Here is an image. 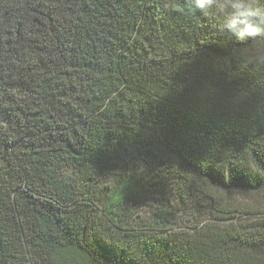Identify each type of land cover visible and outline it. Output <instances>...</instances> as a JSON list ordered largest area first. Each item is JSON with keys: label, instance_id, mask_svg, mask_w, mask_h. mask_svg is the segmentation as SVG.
<instances>
[{"label": "trees", "instance_id": "trees-1", "mask_svg": "<svg viewBox=\"0 0 264 264\" xmlns=\"http://www.w3.org/2000/svg\"><path fill=\"white\" fill-rule=\"evenodd\" d=\"M214 24L187 0H0V264H264V66L242 58L264 38ZM168 178L208 216L134 227Z\"/></svg>", "mask_w": 264, "mask_h": 264}, {"label": "clouds", "instance_id": "clouds-1", "mask_svg": "<svg viewBox=\"0 0 264 264\" xmlns=\"http://www.w3.org/2000/svg\"><path fill=\"white\" fill-rule=\"evenodd\" d=\"M189 14L215 17L214 27L239 52L246 44L264 38V0H187ZM243 60L249 66H264V49L248 50Z\"/></svg>", "mask_w": 264, "mask_h": 264}, {"label": "rangeland", "instance_id": "rangeland-1", "mask_svg": "<svg viewBox=\"0 0 264 264\" xmlns=\"http://www.w3.org/2000/svg\"><path fill=\"white\" fill-rule=\"evenodd\" d=\"M153 164L154 162L147 157L137 159L133 166L135 175L147 170ZM202 205V202L198 205H192V201L181 200L174 180L168 178L163 186L155 192L147 194L146 200L135 208L132 215V225L134 227L147 225L155 215L173 221L175 227H190L208 216L207 209ZM256 220L254 218L244 219L248 222Z\"/></svg>", "mask_w": 264, "mask_h": 264}]
</instances>
